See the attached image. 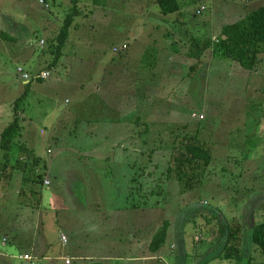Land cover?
I'll return each mask as SVG.
<instances>
[{"label":"rangeland","instance_id":"obj_1","mask_svg":"<svg viewBox=\"0 0 264 264\" xmlns=\"http://www.w3.org/2000/svg\"><path fill=\"white\" fill-rule=\"evenodd\" d=\"M152 1L80 0L84 15L73 19L50 78L31 81L20 105V133L0 175V264H22L18 255L31 241L55 257L71 254L74 264H101L107 254L118 256L116 263L144 264L129 259L164 221L170 233L155 255L162 262L148 264H175L179 237L173 228L182 224L185 247L192 250L188 260L198 264L214 255L223 217L264 222V52L254 70H245L213 58L212 46L194 78L183 79L191 65L183 52L194 39L217 37L264 0H177L180 10L168 15ZM71 6V0H0V131L25 88L17 69L28 75L48 69ZM3 32L14 40H4ZM139 91L141 97L151 91L147 97L164 105L150 107ZM136 115L151 126L158 125L156 117L172 134L174 123L204 125L199 136L211 145L214 160L201 187L182 192L177 181L157 180L153 147L143 144L152 138L132 134ZM168 133H157L154 143ZM143 167L156 179L139 176ZM157 185L162 193L155 192ZM246 263L264 264V255L253 247Z\"/></svg>","mask_w":264,"mask_h":264},{"label":"trees","instance_id":"obj_2","mask_svg":"<svg viewBox=\"0 0 264 264\" xmlns=\"http://www.w3.org/2000/svg\"><path fill=\"white\" fill-rule=\"evenodd\" d=\"M79 1L80 0H71L72 6L69 8L68 14L64 17L62 26L56 36L55 44H53L54 49L52 51L50 50L54 53V59L51 63H49L48 69L46 70H49L52 66L59 62V59L62 56V49L69 36V29L74 23L73 19L75 17H79L80 15H84L83 8L78 6ZM154 1L158 5L162 15L177 13L180 10V5L177 0ZM1 37L4 40H14V38H12L13 36L8 38V35H5L4 32L1 34ZM217 37L213 36L212 38H204L202 40L194 39L190 45L184 49V56L187 60L191 61V65L189 67V73L186 77L184 76L183 79L194 78V73L198 68H201L200 66L202 65L201 58L203 56V52L212 49V46H214V48L217 46V50L214 51V55L211 53L212 50H209L210 55L213 58L228 60L240 66L241 69L254 70L261 60L260 54L264 52V5L250 11L239 21L223 26L217 34ZM52 42H54V40H52ZM203 66L204 69H206L205 63ZM160 76L163 77V75ZM151 77L156 78V75L153 74ZM134 80L137 81L136 79ZM31 81L25 84L24 91L12 102V120L0 131V150L5 151L3 155L4 162L0 163V175L1 172H4L7 162H9L8 152L11 151L15 142L14 140H16L20 133V105L24 102L27 95L26 93L31 85ZM36 81H41V79ZM152 86L153 85L148 86V89L151 90ZM135 87L138 86L135 85ZM150 92H146L143 97H141L140 91L135 94L140 99H146L147 104L150 105V107H157L158 105L163 104L162 101H160L159 104H156V101L153 99L154 95L147 97V93L151 94ZM130 95L134 97V94L130 93ZM150 97H152V101H150ZM151 102L153 105H151ZM176 107L177 105H174L172 109L173 111L178 112V110L175 109ZM192 115L191 117H193ZM136 116L137 118L134 117L132 122H134V125H136L140 131L138 132V128L135 130L134 127V132L132 134L134 136L137 134L138 137L139 133L142 132L143 136L149 135L152 138L149 143L146 142L143 144H151L153 147V151L149 152V156L151 157V155H155V158H157L155 159L157 180L177 181L178 184L181 185L180 187L182 192L193 190L198 186L201 187L202 176L205 174V170L212 166L214 160L210 147L211 145L199 136L203 133L202 129L204 128V125L201 124L200 121L196 123L194 127L192 125L190 126V124L186 121H183L184 123L182 124L174 123L172 127H174V131L177 132L176 134H172L170 132L171 127L163 126L161 120H156V117L154 123L158 125L154 126L153 124L151 126L150 122L145 123V120L141 121L139 115ZM193 118L198 119L196 115ZM191 127H193V129L189 130ZM164 131H169V133L165 135L163 141L161 140V142L156 145L153 140L154 136L157 133H162ZM129 140L131 141L132 138L129 137ZM163 146L169 150L164 149L165 151H163ZM131 162L132 161H130V163ZM130 165L134 167L133 164ZM23 170L24 173H26L27 167L24 166ZM146 170L147 168L143 167V172L139 174V176L144 175V179H146L145 177H153L156 179L155 173L151 175L150 173H146ZM26 177L27 176L25 174V177L23 178L25 182L30 180ZM38 179L41 180L40 178ZM34 181L36 182V180ZM134 182H137V179L133 174L131 183L134 184ZM130 189L133 190V185L129 188V191ZM148 189H150V187H139L140 191L146 193H149L151 192L150 190H152V188L150 190ZM155 192L162 193V187L157 185ZM167 229L168 223L164 221V223L158 227L148 244V251L150 253L156 254L164 246L167 239ZM218 233L219 235L216 241L217 247L215 249L216 252L213 251V254L215 255L216 253L217 256L215 258H218L219 260L233 261V264H241L244 258L247 257V254L249 257L248 248L252 246L259 249L261 254L264 255V222L255 224L254 222L252 223L249 221L247 224L245 220L242 222L241 220L237 222L233 220L228 221L225 217H223L222 221H219ZM25 249V252L30 251L29 246H26ZM179 254L180 252L177 256H179ZM212 256L207 259H203L201 263L198 264H208L212 261Z\"/></svg>","mask_w":264,"mask_h":264},{"label":"crops","instance_id":"obj_3","mask_svg":"<svg viewBox=\"0 0 264 264\" xmlns=\"http://www.w3.org/2000/svg\"><path fill=\"white\" fill-rule=\"evenodd\" d=\"M153 3L156 4L154 0L150 3V5L152 4V7H153ZM149 10H150V8L148 9V11ZM261 61L263 62L264 58ZM24 62L28 63V60L25 59ZM205 70L207 71V69H205ZM24 84H26V82H24ZM135 84H136V81L133 80V83L131 85L132 87L130 89L134 90ZM132 172H133V170H132ZM189 207L190 206H188L187 209ZM184 225L183 224L180 225V228L178 230H177V228H173V230L175 232V235L179 237L178 238L179 239V244L178 245H179V250H180L179 252L181 254V255L179 254V256H175V264H194L193 262H189V260H188V258L191 260L190 256H191L192 252H190L191 249L189 247H185V244H184L183 236L185 235V228H186V225L185 226ZM169 233L170 232L167 233V236H168ZM194 239L196 241V238H194ZM67 240H68V237H67ZM149 242H148V244H149ZM148 244H144L143 246L138 247L137 251H139L142 248H144L145 251L143 249L142 252H136L135 256L130 258L129 261L130 262L141 261L144 264H148L149 261H152L153 259H156L157 262H162V259L160 258V256H155V255H158L159 252L156 253V254H152V253H150L148 251ZM4 245H5V243H4ZM27 246L30 247V251H27V252L31 253L34 257H36L37 262H39L41 260V261L45 262L46 264H55L56 260L63 261L64 258L68 257V258L71 259V263L70 264H74V256H71V254H65L63 256L55 257L56 255H59V254H56V252H52V249H49V248L46 249V247H43L41 245H39V246L38 245H36V246L34 245L32 247V241H31V243H28ZM169 248H170V250H174L172 246H170ZM249 249L253 250V247H250ZM174 252L176 253L175 250H174ZM216 256H217V254L212 256V258H211L212 261L209 262L208 264H221L219 259L215 258ZM81 257L83 258V256H81ZM81 257H80V259H82ZM89 258H86V259H88L90 261L93 260V259H89ZM99 259L101 261V264H122V262L116 263L117 261H120V258L118 256H112L111 254L102 255L101 257H99ZM117 259H119V260H117ZM112 260L115 263H113ZM227 262L229 263V261H227ZM63 263H64V261H63ZM90 264H97V263H90Z\"/></svg>","mask_w":264,"mask_h":264},{"label":"built area","instance_id":"obj_4","mask_svg":"<svg viewBox=\"0 0 264 264\" xmlns=\"http://www.w3.org/2000/svg\"><path fill=\"white\" fill-rule=\"evenodd\" d=\"M40 43L42 44L43 41H40ZM17 71L21 73V78L24 82H29L31 80L36 81L38 79L46 80L50 78V72L48 70H41L32 75L23 73V70L21 68H18ZM192 116L194 117L195 115L193 114ZM45 183L47 184L48 181H45ZM61 240L62 242H66L67 238L64 235H61ZM4 242H5V239H3L2 245H4ZM18 259L21 261L22 264H38L36 257H34L31 253H28V252L20 253L18 255ZM63 261H64V264L71 263V259L68 257L64 258Z\"/></svg>","mask_w":264,"mask_h":264},{"label":"clouds","instance_id":"obj_5","mask_svg":"<svg viewBox=\"0 0 264 264\" xmlns=\"http://www.w3.org/2000/svg\"><path fill=\"white\" fill-rule=\"evenodd\" d=\"M49 71V70H48ZM39 72V71H38ZM26 83H28V82H26Z\"/></svg>","mask_w":264,"mask_h":264}]
</instances>
